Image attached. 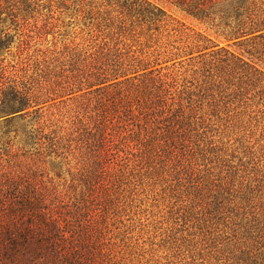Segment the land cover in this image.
<instances>
[{
    "label": "trees",
    "instance_id": "obj_1",
    "mask_svg": "<svg viewBox=\"0 0 264 264\" xmlns=\"http://www.w3.org/2000/svg\"><path fill=\"white\" fill-rule=\"evenodd\" d=\"M164 1L214 28L224 45L179 23L171 31L184 40L167 42L151 62L119 44L103 42L74 76L44 85V90L18 92L17 87L1 83L0 107L8 102L13 110L34 108L54 100L51 96L74 94L71 100L77 105L70 128L57 126L44 135L41 131L26 135L38 145L44 144L42 138L47 140L46 150L55 158L65 159L62 151L72 155L77 180L90 193L86 200L83 194L64 200L65 195L47 192L31 173H1L0 264H98L93 252L98 233L95 217L101 211L105 214L113 185L123 176L108 166L115 146L127 151L118 159L125 166L131 151L143 166L149 158L160 159L164 154L184 161L180 171L189 207L201 214L202 228H213L224 236L225 260L264 264V169L203 137L207 123L197 116V106H192L200 101L187 95L192 103L184 106V84H178L175 74H161L158 67L193 62L191 66L203 77L197 86L204 99L216 101V96L233 103L252 92L264 99V0ZM123 7L139 14L162 13L145 0H131ZM163 26L167 31V23ZM160 58L163 62L158 63ZM14 103L19 106L13 108ZM6 194L13 201H5Z\"/></svg>",
    "mask_w": 264,
    "mask_h": 264
},
{
    "label": "rangeland",
    "instance_id": "obj_2",
    "mask_svg": "<svg viewBox=\"0 0 264 264\" xmlns=\"http://www.w3.org/2000/svg\"><path fill=\"white\" fill-rule=\"evenodd\" d=\"M130 1H0V86H15L21 92L61 82L63 77L74 76L103 42L119 44L135 57L151 62L167 42L184 40L171 31L179 23L224 45L214 28L184 16L164 0H145L162 11L156 13L158 16L125 9L123 6ZM175 20L178 23L172 22ZM163 23H167V31H163ZM192 64L184 60L173 67L171 62L158 67L161 74H175L178 84H184V106L192 103L187 95L200 101L192 106H197V116L204 117L207 123L203 137L217 148H227L228 153L244 162H257L264 169V99L259 100L253 92L233 103L216 96V101L204 99L197 86L203 77ZM73 96H51L49 99L54 100L28 110H13L8 102L1 105L0 174L31 173L47 192L65 195L64 200L82 194L85 200L89 198L90 192L77 180L78 167L72 155L62 151L65 159L55 158L46 150L47 140L42 138L44 144L38 145L34 139L27 140L26 135L33 131L44 135L57 126L70 128L71 112L77 105L71 100ZM14 104L13 108L19 106ZM40 150L44 154L39 155ZM116 150L122 149H112L109 158L113 162L108 166L118 170L115 175L123 176L113 183V196L104 207L105 214L101 211L102 216L95 217L98 233L93 252L97 253L98 264H233L225 260L221 250L224 236L213 228H202L201 214L189 207L184 172L180 171L184 161L164 154L160 159L149 158L143 166L131 151L133 155L128 154L130 161L125 166L118 159L124 158L127 151ZM4 200L13 201L9 194Z\"/></svg>",
    "mask_w": 264,
    "mask_h": 264
}]
</instances>
